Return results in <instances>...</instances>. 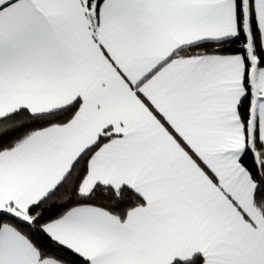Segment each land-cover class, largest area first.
Segmentation results:
<instances>
[{
    "label": "snow or ice",
    "instance_id": "6c2138e0",
    "mask_svg": "<svg viewBox=\"0 0 264 264\" xmlns=\"http://www.w3.org/2000/svg\"><path fill=\"white\" fill-rule=\"evenodd\" d=\"M0 264H264V0H0Z\"/></svg>",
    "mask_w": 264,
    "mask_h": 264
}]
</instances>
